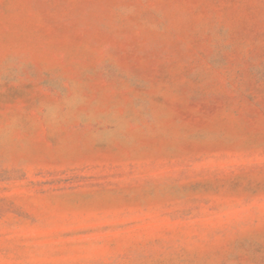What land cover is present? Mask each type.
<instances>
[{
	"label": "rangeland",
	"instance_id": "obj_1",
	"mask_svg": "<svg viewBox=\"0 0 264 264\" xmlns=\"http://www.w3.org/2000/svg\"><path fill=\"white\" fill-rule=\"evenodd\" d=\"M0 264H264V0H0Z\"/></svg>",
	"mask_w": 264,
	"mask_h": 264
}]
</instances>
